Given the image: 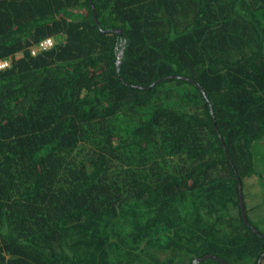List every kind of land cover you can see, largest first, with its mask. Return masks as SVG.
Masks as SVG:
<instances>
[{
	"label": "trees",
	"instance_id": "trees-1",
	"mask_svg": "<svg viewBox=\"0 0 264 264\" xmlns=\"http://www.w3.org/2000/svg\"><path fill=\"white\" fill-rule=\"evenodd\" d=\"M256 3L0 0V264H264Z\"/></svg>",
	"mask_w": 264,
	"mask_h": 264
},
{
	"label": "rangeland",
	"instance_id": "rangeland-1",
	"mask_svg": "<svg viewBox=\"0 0 264 264\" xmlns=\"http://www.w3.org/2000/svg\"><path fill=\"white\" fill-rule=\"evenodd\" d=\"M220 2H226L227 0H219ZM254 2H257V8H259V11L262 15V17H260L261 19H263V26H264V3H261V1L263 0H253ZM81 12V11H79ZM188 17L185 16V20ZM33 47V46H32ZM31 47V48H32ZM30 48V49H31ZM255 151H254V165H255V169H256V173L248 178L244 179V183L246 185V190H247V199H246V205L247 206H254L255 204H261L260 201H264V138L257 141L255 143V147H254ZM178 163H180L178 161ZM249 197H251L252 199L249 200ZM201 200H198V198L196 196H191V195H185L181 198H179L177 200V203L174 202L173 205L177 206L180 210L181 209H185L187 215H191L192 211H191V203L195 202V205H198V202H200ZM194 209V207L192 208ZM259 210H260V206H259ZM195 211V210H194ZM259 212V216H260ZM201 215L203 216V220L206 219V215L204 213H201ZM185 229L191 228V221L186 218L185 221ZM217 230H219V232L217 233L219 235V237L221 236L222 231L225 230L224 226H220L217 225L216 227ZM164 255L162 254L161 257H163ZM215 258V257H214ZM217 259V258H216ZM215 260V259H214ZM235 263V261H234ZM193 264H197V261H193Z\"/></svg>",
	"mask_w": 264,
	"mask_h": 264
},
{
	"label": "clouds",
	"instance_id": "clouds-1",
	"mask_svg": "<svg viewBox=\"0 0 264 264\" xmlns=\"http://www.w3.org/2000/svg\"><path fill=\"white\" fill-rule=\"evenodd\" d=\"M48 42V48L46 49L44 45V40H42L39 44L34 45L31 49H29L30 54L32 57H36L38 54L50 50L52 47L55 46L56 43L63 42L65 40L62 36H51L46 38ZM16 61H19L20 59L24 58V52L20 51L15 53L14 56ZM13 66V57L12 56H6L2 59H0V72H3L4 70H11Z\"/></svg>",
	"mask_w": 264,
	"mask_h": 264
},
{
	"label": "water",
	"instance_id": "water-1",
	"mask_svg": "<svg viewBox=\"0 0 264 264\" xmlns=\"http://www.w3.org/2000/svg\"><path fill=\"white\" fill-rule=\"evenodd\" d=\"M237 183H238V190H239V205H240V209H241V214H242V217H243L244 221L246 222V217H245V212H244V206H243V198H242V193H241V181H240L239 178H237ZM212 259H215L217 261H220L219 259H216L214 257H212ZM260 261H259L258 264H260Z\"/></svg>",
	"mask_w": 264,
	"mask_h": 264
},
{
	"label": "built area",
	"instance_id": "built-area-1",
	"mask_svg": "<svg viewBox=\"0 0 264 264\" xmlns=\"http://www.w3.org/2000/svg\"><path fill=\"white\" fill-rule=\"evenodd\" d=\"M40 43V42H39ZM38 43V44H39ZM46 49L48 48V42H47V40H44V45H43Z\"/></svg>",
	"mask_w": 264,
	"mask_h": 264
}]
</instances>
